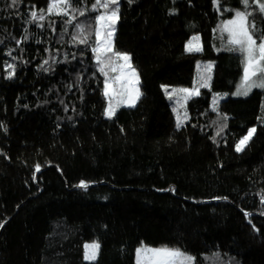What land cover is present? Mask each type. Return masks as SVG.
Wrapping results in <instances>:
<instances>
[{"label": "trees", "instance_id": "16d2710c", "mask_svg": "<svg viewBox=\"0 0 264 264\" xmlns=\"http://www.w3.org/2000/svg\"><path fill=\"white\" fill-rule=\"evenodd\" d=\"M51 2L0 0V264H137L142 244L192 264H264V89L212 105L243 74L220 31L241 0H119L112 47L131 57L141 95L111 117L93 52L104 9L70 0L57 14ZM248 11L264 31V15ZM193 34L199 52L186 50ZM209 63V87L187 99L178 127L171 87L199 85Z\"/></svg>", "mask_w": 264, "mask_h": 264}, {"label": "snow or ice", "instance_id": "6c2138e0", "mask_svg": "<svg viewBox=\"0 0 264 264\" xmlns=\"http://www.w3.org/2000/svg\"><path fill=\"white\" fill-rule=\"evenodd\" d=\"M15 3V0H13ZM217 5H219V0H216ZM241 3L244 5V10H235V16L231 20H227L223 25L220 26V31L228 33V50L229 51H239L243 54L244 59L243 63V75L241 82L237 85V90L233 95H248L253 87L264 88V31L258 28L256 23L249 18L253 16V12L248 11V8L251 4L256 5V10L260 12L261 15H264V0H241ZM115 5L116 7H112ZM70 0H52L49 4L48 11L56 12L57 14H66L65 9L70 7ZM97 8L104 9V12L95 16L96 27L94 29L95 35L97 37L96 47L93 48V52L96 53V60L98 62L99 71L105 76V88L104 95L110 97L109 107L106 110V115L111 117L115 113V107L111 103V97L113 95H123V91L116 93L110 91L109 81H119L121 76L109 77L108 71L106 70L105 63L106 61H111L108 65L111 67V70L115 72L116 61H124L125 64L119 65L121 69L127 68L128 73L136 77V83L139 82L138 74L136 70L131 66L130 60L131 57L127 53H121L118 51H113V47L110 43L111 37L115 31V24L119 19V0H95V4L92 5V10L95 11ZM84 13L81 12L80 15ZM31 16L33 19L37 18V13L32 12ZM39 19H44V16H39ZM75 19V17H73ZM71 23V20L68 21ZM104 30V35L106 39L101 41V30ZM199 36H193L189 41L187 46V51L189 52H199L201 47L199 46ZM80 43H87V39H81ZM195 42V43H194ZM10 54V53H9ZM110 54V55H108ZM114 58V59H113ZM47 63V61H45ZM212 64L209 63L204 66L207 72L211 71ZM9 69L12 71L9 72V78L14 75V66L8 65ZM200 80L203 81L199 84V87H209L207 78L201 76ZM128 86L127 76L125 75L124 83L120 85L121 89H125ZM135 87V84L132 85ZM166 92H168L167 86H162ZM199 87L194 86L192 89L181 88V89H172V92L184 93L185 99L190 98L194 95H199ZM137 95L135 98H130L129 103L134 104L135 99L139 98L138 89ZM227 95V94H224ZM171 98V93H169ZM220 94H217L213 98V107L214 109L218 107ZM119 106V102L116 105ZM187 114L185 113L183 119H187ZM183 120L179 117L177 119V126L179 127L182 124ZM223 129L221 128L220 131ZM256 129L250 128L247 134L239 141L236 145V151H242L247 145L248 141L254 135ZM220 133L217 132V135ZM40 166L37 165V171H39ZM78 187L87 188L88 183L81 181ZM250 215V214H249ZM2 226V225H0ZM86 249L98 250L99 245L93 243L91 245H85ZM137 264H192L194 257L187 255L185 252H182L178 248H169L167 246L161 248H150L146 247L143 244L137 250ZM85 259L94 260L95 251H92L91 254H86Z\"/></svg>", "mask_w": 264, "mask_h": 264}, {"label": "rangeland", "instance_id": "374dc122", "mask_svg": "<svg viewBox=\"0 0 264 264\" xmlns=\"http://www.w3.org/2000/svg\"><path fill=\"white\" fill-rule=\"evenodd\" d=\"M215 3H216V0H215ZM237 10H238V9H237ZM234 16H235V13H234V15H233L232 17L224 19L223 24H224L225 21L233 19ZM114 32H115V31H114ZM225 33L227 34V38H228V33H227V32H225ZM113 36H114V33H113V35H112V37H111V40H110L111 45H112ZM193 36H198V34H193V35L191 36V38L186 42V45H185L186 50H187L188 43H189V41L192 39ZM100 39H101L102 42H103L104 39H106V37H105V35H104V30H103V29L101 30V38H100ZM194 43H195V42H194ZM198 44H199V46H200L201 49H202V44H201V42H200V39H199ZM121 53H125V52H121ZM243 59H244V56H243ZM130 63H131V61H130ZM121 64H125V62L122 61V60H120V61H116V65H115V66H116V69H117V70L114 72V73H116L115 77H116V76H121V80H119V81H113V80H110V81H109V84H110V91H112V92H116V93H117V91H116V87H117V86L120 87V85L124 83L125 75L127 76L128 86H127V88H125V89H121V88H120V91H119V92L123 91V95H122V96L117 94L118 96H117V95H113V96L111 97V98H114V99H111V100H112V102H113L112 105L115 107V109L117 108L116 105H117V103L119 102L120 99L123 100V103H124V105H126V106H133V105H135L139 98H138V99H135V103H134V104H130V103H129V100H130V98H135V97H136V95H137V91H136V90H137V89H138V91H139V97H140V95H141V90H140L139 82H138V84L136 83V77H135V76H132L130 73H128V70H127L126 67L123 68V69H121V68L119 67V65H121ZM131 66H132V64H131ZM132 67H133V66H132ZM133 68H134V67H133ZM134 69H135V68H134ZM135 70H136V69H135ZM136 73H137V71H136ZM242 75H243V74H242ZM201 76H203V77H205V78H207L208 76H210V79H211V71H210V72L202 71L201 74H200V77H201ZM200 77H199V78H200ZM241 78H242V76H241ZM241 78H240L239 82L237 83V85L240 84V82H241ZM196 80L198 81V79H196ZM199 81H201V80H199ZM209 81H210V80H208L207 82L209 83ZM201 82H203V81H201ZM133 84H135V87H132ZM237 85H236V87H235L232 91H230V92L222 91V92L216 93V94L213 96V98H214L217 94H220V98H219V100L222 99V98H224V97H227L228 95L233 96V97L244 96V95H233V93H235L236 90H237ZM194 86L199 87V85L196 83L195 85L190 86V87H177V86H173V87H171V88H174V89H181V88L192 89ZM254 89H264V88L253 87L252 90H251L249 93H251ZM199 91H200V88H199ZM224 94H227V95H224ZM175 95H176V99H175V108H174V112H175V116H176V121H177V119H178V115H179V117H180V118L183 120V122H184L185 120L183 119V117H184V113H185V111H186V101H187V99H185V95H186V94H184V93H180V92H175ZM194 96H195V95H194ZM191 97H192V96H191ZM213 98H212V105H213ZM108 99L110 100V97H108ZM188 99H189V98H188ZM183 122H182V123H183ZM253 127H254V126H252V127H250V128H253ZM250 128H249V129H250ZM254 128H255V127H254ZM247 132H248V131H247ZM246 134H247V133H246ZM246 134H244V135L238 140V142L236 143V145L239 143V141H240V140H241ZM236 145H235V148H236ZM93 243L98 244L97 241H89V242H86L85 245H91V244H93ZM143 245L146 246V247H150V248H161V247H165V245H164V246H151V245H146V244H143ZM140 247H141V245H140L138 248H140ZM167 247H169V246H167ZM138 248H137V249H138ZM169 248H173V247H169ZM92 251H95V258H96L97 253H98V250L86 249V248H85L84 259H85L86 254H91ZM187 255H188V254H187ZM190 256H192V255H190ZM85 260H89V259H85ZM136 263H137V251H136ZM192 263H193V262H192Z\"/></svg>", "mask_w": 264, "mask_h": 264}]
</instances>
